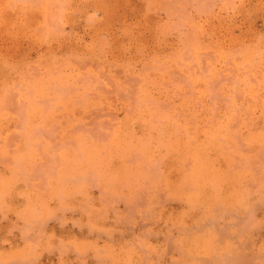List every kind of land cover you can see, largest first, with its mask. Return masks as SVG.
Wrapping results in <instances>:
<instances>
[{
	"label": "rangeland",
	"instance_id": "1",
	"mask_svg": "<svg viewBox=\"0 0 264 264\" xmlns=\"http://www.w3.org/2000/svg\"><path fill=\"white\" fill-rule=\"evenodd\" d=\"M0 264H264V0H0Z\"/></svg>",
	"mask_w": 264,
	"mask_h": 264
}]
</instances>
